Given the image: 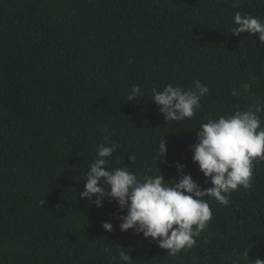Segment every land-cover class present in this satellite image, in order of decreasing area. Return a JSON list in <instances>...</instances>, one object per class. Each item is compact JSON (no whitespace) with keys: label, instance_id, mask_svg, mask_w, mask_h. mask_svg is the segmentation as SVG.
I'll use <instances>...</instances> for the list:
<instances>
[{"label":"trees","instance_id":"obj_1","mask_svg":"<svg viewBox=\"0 0 264 264\" xmlns=\"http://www.w3.org/2000/svg\"><path fill=\"white\" fill-rule=\"evenodd\" d=\"M237 11L264 19V0H0V264H121V248L132 264L264 260V161L228 206L206 198L212 221L175 255L122 232L115 202L79 198L105 135L118 145L109 170L171 181L179 162L207 188L193 162L200 125L251 108L264 127V44L231 35ZM196 80L210 89L201 108L166 123L152 90ZM136 85L144 97L128 103Z\"/></svg>","mask_w":264,"mask_h":264},{"label":"clouds","instance_id":"obj_2","mask_svg":"<svg viewBox=\"0 0 264 264\" xmlns=\"http://www.w3.org/2000/svg\"><path fill=\"white\" fill-rule=\"evenodd\" d=\"M231 35L256 36L264 44V19L247 13L235 12ZM195 90L182 86L166 85L162 91L152 90L151 100L163 115L164 121L181 122L195 116L201 108V99L210 89L199 80L194 81ZM232 95H238L233 89ZM144 92L139 85L133 86L127 96L128 103L139 102ZM106 133L107 129H103ZM197 140L192 147L193 162L210 181L211 187L202 188L185 165L177 162L179 179L167 181L156 170L155 175H138L129 166L109 170L107 165L117 143L105 135L97 149V156L86 173L84 191L80 199L89 206L103 207L105 200L115 202L121 212L120 230H134L145 239H151L168 254L175 255L190 250L197 244L201 233L208 228L213 212L206 198H214L220 205L228 206L231 194L241 188L250 190L254 179V160L264 161V127L258 114L251 108L237 110L232 115L209 119L196 130ZM165 138L158 147V161L167 163ZM131 155V163L135 162ZM95 197V198H94ZM103 229L114 230L113 224L104 222ZM121 264H132L133 259L123 248L118 253ZM116 261V257H112ZM248 252L243 254L245 264ZM239 264V260L234 261ZM251 264H264L257 258Z\"/></svg>","mask_w":264,"mask_h":264}]
</instances>
